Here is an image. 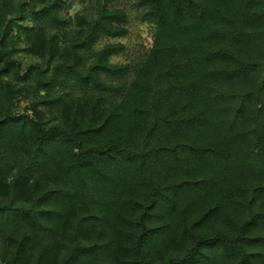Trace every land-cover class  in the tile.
<instances>
[{
  "label": "trees",
  "instance_id": "obj_1",
  "mask_svg": "<svg viewBox=\"0 0 264 264\" xmlns=\"http://www.w3.org/2000/svg\"><path fill=\"white\" fill-rule=\"evenodd\" d=\"M76 1L0 0V264H264V0Z\"/></svg>",
  "mask_w": 264,
  "mask_h": 264
},
{
  "label": "rangeland",
  "instance_id": "obj_2",
  "mask_svg": "<svg viewBox=\"0 0 264 264\" xmlns=\"http://www.w3.org/2000/svg\"><path fill=\"white\" fill-rule=\"evenodd\" d=\"M76 2L80 3L81 0H77ZM112 3L113 5L124 9L130 21L128 25L127 37L118 40L119 43L125 46V51L117 57H113L112 62L124 64L135 62L143 58L148 51L154 27L149 24L139 22V15L133 7V0H112ZM83 7H85V4L82 8Z\"/></svg>",
  "mask_w": 264,
  "mask_h": 264
}]
</instances>
